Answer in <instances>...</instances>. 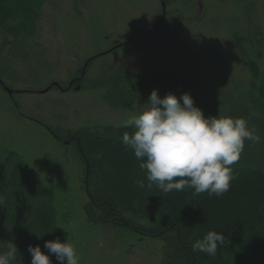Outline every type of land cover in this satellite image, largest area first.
<instances>
[{
  "label": "rangeland",
  "instance_id": "1",
  "mask_svg": "<svg viewBox=\"0 0 264 264\" xmlns=\"http://www.w3.org/2000/svg\"><path fill=\"white\" fill-rule=\"evenodd\" d=\"M44 4L39 31L29 43L34 51H30L29 59L19 58L14 53L9 55V48H2L8 41L6 39L13 38L7 34L8 31L0 29V50L3 49L0 67L6 75L1 80L16 92L9 95L0 87V146L18 152L25 159L30 175L42 187L52 191L59 217L58 227L66 240L76 246L82 264H161L164 257L161 240L88 221L82 160L73 145L60 142L50 130L121 126L129 117L139 113L151 92L142 94L135 105L123 110L110 107L104 90L99 88L76 90L79 86H73L63 92L54 86L45 94L40 92L55 83L62 89H67L73 81L82 83L86 62L120 45L111 53L97 58L95 64H115L138 74L156 73L167 64L190 66L186 57L169 50L167 44L172 40L178 42L173 45H181L196 55L201 68L215 74L219 84L237 76L246 78L249 58L241 57L230 35L237 21V27L244 36L248 31L257 30L259 23L263 32L262 42L259 44L254 39L257 37L254 32L251 38L242 40L241 49L244 48L251 59L264 66V0H176L165 4L169 21L161 26L159 32L148 37L144 34L155 30L163 16L161 0H45ZM247 6L250 10L243 16ZM235 19L239 20L234 22ZM10 49L15 51L14 47ZM259 53L261 56L258 58ZM93 75L91 71L87 76L92 78ZM159 94L161 98L165 96ZM109 147L99 146L94 154L103 158L101 162L109 161L111 178L103 168L102 173L108 176L104 184L112 195L111 200L114 202L117 194L121 199L122 194H128L130 197L127 196L126 201L130 202L124 204L141 208L147 197L145 191L125 176L114 179L117 173L110 162L114 155L113 160H118L116 165L125 173L133 174L137 168L125 165L123 161L135 159L134 155L119 159L121 156L115 151L120 149ZM129 177L132 179L133 176ZM135 200L139 202L136 204ZM152 201L155 202L156 213L161 212L159 216H168L165 205L154 199H149L148 204L151 205ZM221 210L226 212L224 218L213 221L215 223L205 229L199 221L190 224L195 241L203 238L201 229L206 233L211 230L223 232L226 238L231 235L228 226L232 222L241 229L246 216L230 221L233 209ZM173 216L179 219V214L174 212ZM263 217L260 222L250 224L253 231L249 234H256L257 243L264 240V232H260L264 227L259 228L264 222ZM197 225L201 229H197ZM31 230L40 233L42 228L40 224H33ZM27 234L23 231L20 238H26ZM257 253L256 256L259 255ZM255 259L261 264L259 256Z\"/></svg>",
  "mask_w": 264,
  "mask_h": 264
},
{
  "label": "trees",
  "instance_id": "2",
  "mask_svg": "<svg viewBox=\"0 0 264 264\" xmlns=\"http://www.w3.org/2000/svg\"><path fill=\"white\" fill-rule=\"evenodd\" d=\"M164 2L169 5L176 0H164ZM44 3L45 0H0V29L8 31L7 34L13 38L12 41L6 39L8 41L2 46V48H9V55L14 53V56L29 59L30 51L34 53L29 43L39 31ZM249 10L250 6H247L243 16ZM168 18L169 15L166 14L157 32L161 30L163 24L167 23V20L169 21ZM237 20L239 19H235L234 22ZM237 24L230 39L239 48L241 57L249 58L246 63V78L235 75L237 77L219 84L215 74L201 68L200 59L196 55L190 54L181 45H173L178 42L172 40L166 43L169 50L186 57L190 66L173 67L167 64L156 73L138 74L115 64L96 65V58L87 65L84 81L82 83L76 81L73 85L79 86L80 89L104 90V97L109 106L119 110L131 108L142 94L158 89L159 93L167 95L171 92L178 97L184 93H190L195 105L203 110L206 117L220 114L234 118H247L250 113H258L249 123L258 129L257 134L261 136V141L258 144L245 141V150L240 160L231 166L235 175V179L231 181V189L222 197L209 198L207 193L194 195V189L164 194L154 186L152 190L147 187L141 188L147 195L146 200L141 203L143 205L141 208L124 204L130 202L126 201L128 194L121 193L122 199L121 195L117 194L113 202L112 195L108 193L109 190L104 184L108 176L102 173L103 168L104 171L109 172V177L112 175L109 161L101 162L103 158H99L94 152L99 146H105L106 149L112 145L113 148L120 149L115 151L119 152L117 153L121 156L119 159L132 158L133 151L126 148L121 141L123 133L131 132L132 129L124 128L122 125L86 127L77 130L50 128L60 142L64 144L68 142L70 144L68 146L73 145L76 154L82 160L83 184L88 198L85 205L88 221L109 226L114 230L124 229L141 237L161 240L164 245V257L161 264H258V260L255 259L258 256L261 258L259 262L264 264V240L257 243L259 239L256 234L254 232L249 234L253 231L252 228L250 229V224L260 222L261 216H264V66H260L256 60L251 59L244 48L241 49L242 40H245V37L251 38L254 32V36H257L254 39L260 44L263 32L260 24L257 23L258 29H253V32L248 31L244 36ZM10 47H14L15 51ZM25 48L29 50L25 51ZM260 56L261 53L258 54V58ZM90 70L94 72L92 78L87 76ZM4 76L6 75L0 67V79ZM109 152L112 154L111 151ZM113 159L110 162L117 173L114 179L117 180L123 176L132 182L144 179L145 174L140 170L135 159L123 161L125 165L137 168L133 174L128 171L125 173L124 169L122 171V168L116 165L118 160ZM129 175L133 176L132 179ZM145 184H147L146 180ZM0 197L4 200L3 205H0V241L15 242L20 252L17 256V264H30L32 257L27 251L29 245H40L42 251L47 252L43 248L45 241L57 238L61 242L66 241L65 235L58 227L59 217L52 191L42 187L30 175L25 159L18 152L1 146ZM148 198L158 200L165 205L167 211L165 214L168 216H159L161 212L156 213L155 202L148 204ZM135 202L137 204L139 200ZM223 208L226 211L233 209L234 214L229 215L230 221L246 216L245 222L240 226L241 229L234 222L228 226V232H231V235L227 238L225 247L218 249L215 257L202 252H193L192 244L195 238L190 231V224L199 221L205 229L206 226L215 223L213 221L224 218L226 212L221 210ZM174 212L179 214V219L174 218ZM33 224L34 226L40 224L42 231L39 233L37 230H31ZM201 226L196 227L201 229ZM223 226L227 225L223 224ZM261 227H264V222L259 226ZM23 231H27L28 234L26 238L21 239ZM260 232H264V229H260ZM200 234L205 235L206 232L201 229ZM37 236H43V238L38 239ZM0 251H6V248L0 247ZM256 251L259 252L257 256ZM51 259L53 264H59L54 255Z\"/></svg>",
  "mask_w": 264,
  "mask_h": 264
},
{
  "label": "clouds",
  "instance_id": "3",
  "mask_svg": "<svg viewBox=\"0 0 264 264\" xmlns=\"http://www.w3.org/2000/svg\"><path fill=\"white\" fill-rule=\"evenodd\" d=\"M255 115L258 113H250L247 118L220 114L206 117L190 93L178 97L169 92L161 98L159 90H153L139 113L122 125L132 131H125L121 141L133 151L145 174L135 184L149 190L155 186L164 194L194 189V195L222 197L231 189L235 179L231 166L240 160L245 141H261L258 129L249 123ZM3 203L0 197V205ZM226 241L223 232L211 230L192 244V251L215 257ZM0 247L6 248L0 251V264H17L20 252L15 242L0 241ZM43 248L47 253L40 245L28 246L30 264H53V255L59 264H80L81 256L68 239L45 241Z\"/></svg>",
  "mask_w": 264,
  "mask_h": 264
},
{
  "label": "water",
  "instance_id": "4",
  "mask_svg": "<svg viewBox=\"0 0 264 264\" xmlns=\"http://www.w3.org/2000/svg\"><path fill=\"white\" fill-rule=\"evenodd\" d=\"M161 3H162V7H163V16H162V18L160 19V21L158 22V26H157V28H156L155 30H152V31H150L149 33L144 34L146 37H148V36H150L151 34L157 32L158 29H159V27H160V25H161V23H162V21L165 19V15H166V6H165V2H164V0H161ZM129 42H130V41H129ZM127 44H128V43H127ZM121 46H122V45L117 46V47H115L114 49H112V50H110V51H108V52H106V53H103L102 55H99V56H96V57H93V58L89 59V60L86 62V64H85V69H86L87 65H88L91 61L95 60L96 58H98V57H100V56L107 55V54L111 53L112 51H114L116 48H119V47H121ZM85 69H84V73H85ZM83 76H84V74H83ZM79 80H80V79H79ZM74 83H75L74 81L71 82L70 86H69L67 89H62V88L60 87L59 84L55 83V84L51 85L48 89H46V90H44V91H41L40 93H41V94H45V93L49 92L54 86L58 87L61 91L66 92V91L70 90V89L73 87ZM0 85L3 87V89H4L9 95H12V94L16 93L14 90L9 89V88H8V87L2 82L1 79H0ZM79 89H80V87H77V88H76V90H79Z\"/></svg>",
  "mask_w": 264,
  "mask_h": 264
}]
</instances>
